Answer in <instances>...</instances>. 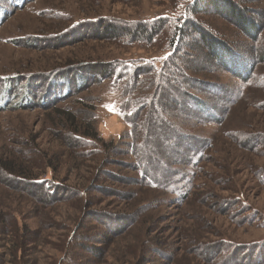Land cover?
Masks as SVG:
<instances>
[{"label":"rangeland","instance_id":"obj_1","mask_svg":"<svg viewBox=\"0 0 264 264\" xmlns=\"http://www.w3.org/2000/svg\"><path fill=\"white\" fill-rule=\"evenodd\" d=\"M22 2L0 0V78L35 80L42 96L48 79L81 67L119 62L131 71L148 61L155 74L140 87L153 98L143 99L139 119L124 118L119 78L95 82L53 105L2 109L8 90L0 85V264H254L264 258V60L253 51H264V29L253 41L209 9L194 15L237 50L239 66L249 63L250 75L243 78L246 73L239 77L208 59L198 33L188 45L179 35L166 40L169 31L186 26L194 0H29L19 7ZM243 4L264 15V0ZM163 17L171 27L150 42L98 38L79 26L89 20L134 26ZM97 27L95 33L102 32ZM178 46L180 56H194V65H180L195 78L191 93L206 103L198 109H184L175 99L178 91L154 88L159 67L173 62L168 58ZM23 85H12L11 102H19ZM136 92L131 89L129 98ZM131 102L126 100L129 107ZM56 108L73 114L78 125L88 124L101 140L75 148ZM129 119L137 120L132 136ZM111 140L110 153L103 142ZM142 145L152 175L165 171L164 185L187 179L175 177L178 170L189 173L186 196L177 199L168 188L142 182L133 152L139 149V159ZM33 179L58 186L52 201L42 185H31ZM130 216L133 223L122 228ZM18 243H25L19 254Z\"/></svg>","mask_w":264,"mask_h":264},{"label":"trees","instance_id":"obj_2","mask_svg":"<svg viewBox=\"0 0 264 264\" xmlns=\"http://www.w3.org/2000/svg\"><path fill=\"white\" fill-rule=\"evenodd\" d=\"M243 1L241 0H194V2L188 7V10H187V12H189L188 14L189 18L186 21L187 22L186 26L184 28H180L179 30L177 28L172 31H169V33L167 34L166 40H169V42H172L174 41L175 36L179 35L181 36L183 41L188 45L187 42H189V40H192V43L195 42V39H194L195 36L193 34L198 33V36L200 37V40L202 41L203 46L206 49V56L208 59L213 58V59L218 60V63L220 64L221 67L227 70L229 69L230 71H232L234 74H236L239 77L241 76L242 72H244L246 73V75L242 77L247 78V76L250 75L249 69H251V67L248 66L249 63L247 67H245V65L239 66L238 63L235 61L236 57H233V52L237 50H234L233 47L230 46V44L226 41L225 38L218 37L216 34L214 35V33L212 34L211 32H209L210 30L208 29L207 26H206L207 28L201 27L199 25L200 23L199 20L194 16V15L199 14L202 10L207 11V9H209L211 13L213 12L214 14L219 15L220 18L229 22L231 25H233L238 31H240L247 38H250L251 40L256 41L258 37L262 34L263 29H264V15L260 14L255 9L250 10L243 4ZM27 2H29V0H23L22 4L19 7L24 6ZM252 11L256 12V14L253 13ZM99 24L100 26L103 27V30H101L102 32L100 33H95V32L100 31L101 29L97 27L99 26ZM79 26L82 29L81 32H84V30H87L86 32L88 33L91 32V35H93L94 37H98V38L107 37V38L118 39L120 37H124V38L128 37V39L132 40V42L143 41V40L150 42L154 39H157V37L163 34V31H165V28L168 30L170 25H169V18L163 17V18H157L154 22L152 21V22H149L148 24L141 23L138 25L136 24L134 26H131V24L126 25L124 23L116 22V21L107 22L106 20H102L100 23L96 22L95 20H89L86 22L84 21ZM257 49L258 47H255V49H253L255 58L260 59V61L264 60V51H260L259 53H257L258 52ZM178 50H179V46L173 49V52L170 56H169L170 53L168 54L169 56L168 60L172 59L173 61L171 64L166 60V62L160 66L161 68L159 67L158 71L161 73V77L159 81L154 85V88H156L157 86H160V87L162 86L166 91L168 89H170L171 91H175V92L178 91L177 93L179 94V96L177 95L176 96L177 98L175 99L178 101L179 104L185 105L184 109H186L187 107H191L192 109L197 108V106L203 107L206 105V103L200 102L197 98L198 96L194 94L195 92L191 93L192 86H189V84L192 85V82L195 81V78L189 77L187 75L188 72L185 71L183 67L180 65L182 62L185 65L187 64L189 67L191 66L189 64L194 65L192 61L194 56L190 52H184V53L182 52V55L180 56L178 54ZM241 62L244 63L243 60ZM91 64H95V62L94 63L91 62ZM134 65L135 67L133 68V70L128 71L127 69L130 67V65L121 66L119 62L109 63V64L103 63V64H97L95 65L96 67H92L91 69L87 67H81L77 70H72L68 73L66 72L65 74H62L59 77L57 76L51 77L50 79H48L50 81L49 86H48L49 92L46 95L44 94L42 96L39 94L41 86L37 88V85H36L37 81L35 80L29 81L27 78L25 81L19 77H12V78H7V79L0 78L3 81V83H1L0 85L4 84V86L9 91V92L7 91L5 95V98L3 101L4 106L2 107V109L12 108V107L13 108H16V107L31 108L37 105H40V106H47L51 104L53 105L56 102L62 101L72 96L73 94H76L78 92H81L87 89L91 84L95 82L99 83L104 80L112 81V80H116L120 78L123 81L121 86L122 85L124 86V88L122 89H123V95H124V100H125L120 106V112L124 114V118H127L130 115V116H135L136 117L135 119H139V117L142 114L141 111H143L142 110L143 109L142 106L144 105L143 99H148L149 97L153 98L152 97L153 92H151V95L150 94L148 95L147 94L149 92L148 88H147V91L146 90L143 91L141 90L142 88L140 86L143 83V79H145L147 75L151 73L155 74V66L150 65L148 61L141 62L140 64H134ZM121 68H122L121 72H123V74L118 72V69H121ZM154 76L156 79L157 74ZM56 79H59L60 81L56 83L55 82ZM19 81L20 82L24 81V85L22 89L19 90L21 94V99L19 100V102L13 103L11 102V98H12L11 87L12 85H15ZM185 82H186V85L188 84V87L185 85ZM131 89L133 91L137 90L138 92H136L135 95L133 94L132 98H129V92L131 91ZM163 95L164 94H162L161 97L168 99L167 95L165 96ZM132 99H133V102H131ZM126 100H127V103L131 102L133 103L134 106L129 107V105H127L126 103ZM158 101L159 100H157V102ZM158 103L161 105L162 104L165 105L164 102L162 103L161 101H159ZM55 110L57 111L59 116H61L68 122V125L66 127L70 130V133L73 137L72 142L74 143L75 148H82V147L84 148L87 145H91L92 141H96L100 139L97 136L98 133L94 129H93L94 132H92L88 124L87 126L84 123H82L81 125H78V122H76V120L74 119L75 116L73 114L62 111L59 108H56ZM144 115L145 114H143V116ZM142 118L144 120L146 119V117H142ZM136 121L137 120H132V119L127 120V122L132 127V130L130 131L131 136L135 132L133 125ZM150 122H149V127L153 128V122H151V124ZM135 136H136V133H135ZM137 139H138V136H137ZM103 143L105 144L103 145L105 146V151L109 150V152L111 153L112 152L111 149L113 151L115 150V146L113 145L114 143L113 140L108 141V142H103ZM125 145L127 146L125 148V151H126L128 147L133 146L134 143L133 142L127 143ZM109 146L111 147L108 149ZM138 151L139 149L138 150L136 149L135 151H133L135 156H137V162H138L136 164L137 175L142 177V180H143L142 182L144 184L148 185L151 188H160V189H163L164 187L168 188L170 189L171 192H173L177 196V199H181L188 194L191 188V185H189L190 177H189L188 172L179 173V170H178L175 177L185 175L187 179L182 178L178 181L170 180L171 182L170 183L168 182L169 183L168 185H164L166 182L165 171L160 170L159 171L160 177L158 176L154 177L152 175L153 169H151L150 166L148 165L149 159L146 158L147 149H145V146L142 145V149H141L142 156L139 159H138ZM109 152L107 151V153ZM89 155H91V151L87 153H84V152L81 153V156L87 157ZM202 155L203 153H201L199 156L201 157ZM186 158H188V154ZM181 161L183 160L181 159ZM5 169L10 173L7 166H5ZM108 175L109 177H114V174H111L110 172H108ZM18 180L20 181L22 179H18ZM30 182L33 183L31 184L32 186L42 185V188L44 189V191H46L44 192L46 197L48 196V198L51 199L52 201L55 195L53 194V192L55 190V187L58 188V186H53V185L49 186L48 182L45 183L44 181L42 182L40 180H34V179ZM45 185H48L49 191L47 190ZM102 189L104 190L106 188H102ZM183 194L184 196H182ZM131 223H133L132 217L129 219L127 218L126 223L122 222V228L124 229L127 228L128 224H131ZM0 225H2L1 222H0ZM23 234L24 235L26 234V230L23 231ZM106 237H109V236L106 235ZM18 244L19 246L17 247L15 246V247L17 248V251L19 254V251H21V253L24 251L22 249V246L23 244L25 245V243L23 244L18 243ZM83 248L87 250L86 246H83ZM13 254H15L14 251H13ZM219 254L220 253L216 252V253H213L211 256L212 258H215ZM233 259L234 257L231 259V261H233ZM262 259L260 258L257 259L256 257V262L255 260H253V262L254 264H260L261 261H263Z\"/></svg>","mask_w":264,"mask_h":264},{"label":"snow or ice","instance_id":"obj_3","mask_svg":"<svg viewBox=\"0 0 264 264\" xmlns=\"http://www.w3.org/2000/svg\"><path fill=\"white\" fill-rule=\"evenodd\" d=\"M105 107H107L110 111H115L114 105H106Z\"/></svg>","mask_w":264,"mask_h":264}]
</instances>
